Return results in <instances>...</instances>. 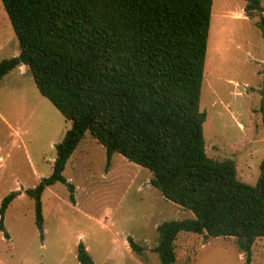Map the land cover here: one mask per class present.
<instances>
[{"label": "trees", "instance_id": "trees-1", "mask_svg": "<svg viewBox=\"0 0 264 264\" xmlns=\"http://www.w3.org/2000/svg\"><path fill=\"white\" fill-rule=\"evenodd\" d=\"M17 39V55L0 60V80L19 65L38 92L70 122L55 144L51 173L25 194L34 200L42 237L41 194L63 183L74 204V185L62 174L86 131L105 149L147 168L149 184L192 217L156 226L160 264H175L180 232L233 237L250 264L251 247L264 239V160L250 185L236 177L232 159L207 155L199 109L213 0H0ZM245 12L264 11L244 0ZM264 41V15L257 22ZM258 111L264 130V68ZM19 193L0 202L3 215ZM132 250L141 247L131 237ZM79 264H94L80 242Z\"/></svg>", "mask_w": 264, "mask_h": 264}, {"label": "rangeland", "instance_id": "rangeland-1", "mask_svg": "<svg viewBox=\"0 0 264 264\" xmlns=\"http://www.w3.org/2000/svg\"><path fill=\"white\" fill-rule=\"evenodd\" d=\"M264 7V0H260ZM244 0H213L199 99L205 151L232 159L236 177L255 184L264 160V130L258 111L264 41L258 27L264 11H244ZM5 18V19H4ZM19 46L0 1V60L17 55ZM70 122L37 90L27 67H16L0 80V202L13 198L3 215L9 238L0 231V264H79L82 243L94 264H160L154 247L156 226L192 213L165 199L148 184L151 172L114 153L105 167V149L89 131L62 172L75 186L74 204L61 182L40 197L42 237L34 221V188L51 173L55 144ZM131 237L141 247L134 251ZM175 264H246L233 237L180 232ZM250 264H264V239L251 247Z\"/></svg>", "mask_w": 264, "mask_h": 264}, {"label": "crops", "instance_id": "crops-1", "mask_svg": "<svg viewBox=\"0 0 264 264\" xmlns=\"http://www.w3.org/2000/svg\"><path fill=\"white\" fill-rule=\"evenodd\" d=\"M8 18V17H7ZM5 19V18H4ZM8 21H9V19H8ZM10 22V21H9ZM11 25V24H10ZM19 68H22V67H26L25 65H23V64H21V65H19L18 66ZM67 128H65V130H66ZM77 147H78V145H77ZM77 147L75 148V150L73 151V153L70 155V157L68 158V159H72L73 158V160H75L77 157L76 156H73L74 155V153H75V151L77 150ZM112 163H111V160H110V164H109V166L111 165ZM112 166V165H111ZM67 181H69L68 179H66ZM148 184H149V179H148ZM150 185V184H149ZM151 186V185H150ZM74 190H75V186H74ZM75 197V196H74ZM129 244V243H128Z\"/></svg>", "mask_w": 264, "mask_h": 264}]
</instances>
